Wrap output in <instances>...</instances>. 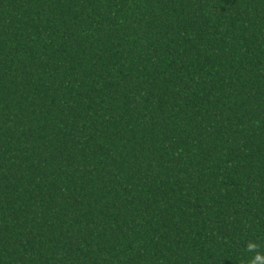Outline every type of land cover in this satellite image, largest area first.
Wrapping results in <instances>:
<instances>
[{"label":"trees","instance_id":"obj_1","mask_svg":"<svg viewBox=\"0 0 264 264\" xmlns=\"http://www.w3.org/2000/svg\"><path fill=\"white\" fill-rule=\"evenodd\" d=\"M253 262L264 0H0V264Z\"/></svg>","mask_w":264,"mask_h":264},{"label":"clouds","instance_id":"obj_2","mask_svg":"<svg viewBox=\"0 0 264 264\" xmlns=\"http://www.w3.org/2000/svg\"><path fill=\"white\" fill-rule=\"evenodd\" d=\"M260 259H261V257H259V256L256 257V260H260ZM253 264H255V262H253Z\"/></svg>","mask_w":264,"mask_h":264}]
</instances>
